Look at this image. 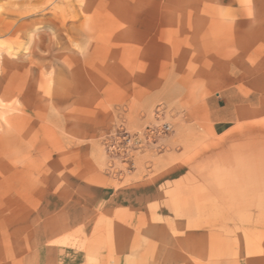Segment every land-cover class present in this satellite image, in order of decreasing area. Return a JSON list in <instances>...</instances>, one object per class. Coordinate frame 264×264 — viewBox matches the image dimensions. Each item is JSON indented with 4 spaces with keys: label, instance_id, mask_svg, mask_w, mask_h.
Listing matches in <instances>:
<instances>
[{
    "label": "rangeland",
    "instance_id": "obj_1",
    "mask_svg": "<svg viewBox=\"0 0 264 264\" xmlns=\"http://www.w3.org/2000/svg\"><path fill=\"white\" fill-rule=\"evenodd\" d=\"M0 264H264V0H0Z\"/></svg>",
    "mask_w": 264,
    "mask_h": 264
},
{
    "label": "built area",
    "instance_id": "obj_2",
    "mask_svg": "<svg viewBox=\"0 0 264 264\" xmlns=\"http://www.w3.org/2000/svg\"><path fill=\"white\" fill-rule=\"evenodd\" d=\"M169 128H170V126L168 124L163 125V129H169ZM128 141H130V140H127L126 142H128Z\"/></svg>",
    "mask_w": 264,
    "mask_h": 264
}]
</instances>
